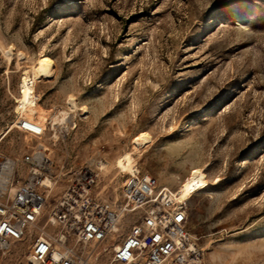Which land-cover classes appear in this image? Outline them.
Masks as SVG:
<instances>
[{
    "label": "rangeland",
    "instance_id": "374dc122",
    "mask_svg": "<svg viewBox=\"0 0 264 264\" xmlns=\"http://www.w3.org/2000/svg\"><path fill=\"white\" fill-rule=\"evenodd\" d=\"M0 44L11 50L0 47V150H52V204L83 163L98 197L121 200L130 174L99 162L134 151L137 171L172 190L191 169L206 174L184 201L203 264H264V0H0ZM42 54L53 72L36 84L38 139L17 124L21 75ZM69 95L87 113L54 125ZM142 131L151 142L135 151ZM30 247L31 236L13 244L5 264Z\"/></svg>",
    "mask_w": 264,
    "mask_h": 264
},
{
    "label": "built area",
    "instance_id": "2783aa9c",
    "mask_svg": "<svg viewBox=\"0 0 264 264\" xmlns=\"http://www.w3.org/2000/svg\"><path fill=\"white\" fill-rule=\"evenodd\" d=\"M17 127L38 139L46 130L33 119ZM20 165L28 172L24 182H16ZM53 170L48 146L31 147L21 157L0 150V264L28 236L25 259L13 264H203L204 249L188 232L185 202L156 176L131 173L122 199L108 202L94 192L97 172L83 163L52 204L51 184L59 182ZM108 248L112 255L103 262Z\"/></svg>",
    "mask_w": 264,
    "mask_h": 264
},
{
    "label": "bare ground",
    "instance_id": "6f19581e",
    "mask_svg": "<svg viewBox=\"0 0 264 264\" xmlns=\"http://www.w3.org/2000/svg\"><path fill=\"white\" fill-rule=\"evenodd\" d=\"M0 47L2 45L0 44ZM3 48V47H2ZM3 50L6 52L7 56L11 57V50ZM20 55H23L21 52ZM53 67L50 60L44 54L39 55V57L27 68L21 75L20 81V92H21V106H20V120L23 119H34L37 112V100L39 95L36 90V84L44 79L49 78L52 75ZM67 108L58 109L57 113L52 116L53 124H68L72 121V113L76 110H82L83 114L87 113V108L82 107L78 104L76 97L69 95L67 97ZM16 126L13 125L8 131H6L1 137V141L8 136V134ZM54 138L58 139L57 133L53 135ZM151 142V136L148 132L142 131L133 137L132 144L135 151L139 150L141 147L145 146L147 143ZM142 151V150H140ZM101 169H108L111 165L112 168L117 169L120 173H136L139 170L136 167V161L134 157V151H125L115 158L114 161L102 160L99 162ZM96 170V169H95ZM112 170V169H111ZM109 170V171H111ZM60 180V179H59ZM52 189L56 188L55 182H52ZM169 188L168 186H166ZM207 187L206 174L197 169H191L189 171L188 177L182 181L180 186L176 189H170L173 194L180 201L189 200L198 191ZM118 245V243L116 244Z\"/></svg>",
    "mask_w": 264,
    "mask_h": 264
}]
</instances>
